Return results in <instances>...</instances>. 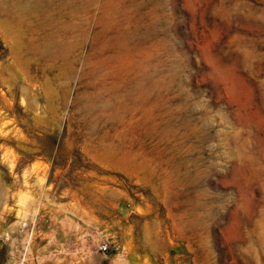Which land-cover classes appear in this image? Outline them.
I'll return each mask as SVG.
<instances>
[{
    "label": "rangeland",
    "instance_id": "obj_1",
    "mask_svg": "<svg viewBox=\"0 0 264 264\" xmlns=\"http://www.w3.org/2000/svg\"><path fill=\"white\" fill-rule=\"evenodd\" d=\"M0 264H264V0H0Z\"/></svg>",
    "mask_w": 264,
    "mask_h": 264
},
{
    "label": "built area",
    "instance_id": "obj_2",
    "mask_svg": "<svg viewBox=\"0 0 264 264\" xmlns=\"http://www.w3.org/2000/svg\"><path fill=\"white\" fill-rule=\"evenodd\" d=\"M104 250H107V246H104Z\"/></svg>",
    "mask_w": 264,
    "mask_h": 264
}]
</instances>
